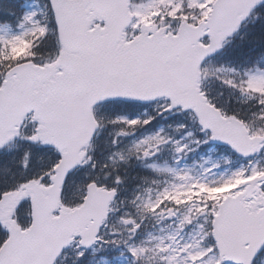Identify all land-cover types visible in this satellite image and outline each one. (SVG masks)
Listing matches in <instances>:
<instances>
[{
	"label": "snow or ice",
	"instance_id": "6c2138e0",
	"mask_svg": "<svg viewBox=\"0 0 264 264\" xmlns=\"http://www.w3.org/2000/svg\"><path fill=\"white\" fill-rule=\"evenodd\" d=\"M261 151L264 0H0V264H264Z\"/></svg>",
	"mask_w": 264,
	"mask_h": 264
},
{
	"label": "rangeland",
	"instance_id": "374dc122",
	"mask_svg": "<svg viewBox=\"0 0 264 264\" xmlns=\"http://www.w3.org/2000/svg\"><path fill=\"white\" fill-rule=\"evenodd\" d=\"M174 117H175V116H170V118H171L170 121H168V122L165 121V122L163 123L162 126H166L167 124L171 123V120H172ZM166 122H167V124L164 125ZM172 131L175 133V128H174V127H173ZM177 138H179V137H177ZM206 151H207V154H205V157L203 158V162H201L202 164H204L205 167L210 168V167L212 166V164H214V163H218V164H220V160H228V159H229V155H228V154H226V153H222V151L217 150L216 147H213V148H211V147H210V148H207ZM214 152H217L218 155L215 156V157H211V158H210V155H211L212 153H214ZM262 157H264V155L261 156V157H259L257 160H260ZM208 158H209V159H208ZM185 164H186L187 166H189L188 163H186V160H184V161L181 163V167L185 166ZM190 165H191V166H189V167H192V166L195 165V163H190ZM247 165H248V164H245V163L243 162V163L238 164V165H237L236 167H234L232 170H230V169H229V168H230V163H228L226 167L220 169L219 172H217V175H219L220 172H224L225 170H227V171H233V170H235V169H237V168H239V167H241V166H247ZM213 171H216V169H213ZM126 259H127V257H126L125 255L122 256L121 259H120V263H119V264H126Z\"/></svg>",
	"mask_w": 264,
	"mask_h": 264
},
{
	"label": "trees",
	"instance_id": "16d2710c",
	"mask_svg": "<svg viewBox=\"0 0 264 264\" xmlns=\"http://www.w3.org/2000/svg\"><path fill=\"white\" fill-rule=\"evenodd\" d=\"M249 27H250V28H254V29L256 28V26H252V25H250ZM242 32H249V29H248V28H243V29H242ZM254 34H255V31L249 33L250 36H251V35H254ZM237 40H238V37H237ZM244 46H245V47H248L249 45H247V43H245ZM221 59H228V60H231L233 66H235L236 64H239V63H240L239 58H237V57H235V56H224V55L222 54V55H221ZM247 66H251V65H250V64H249V65H241V67H247ZM216 87L218 88L219 86L216 85ZM222 91H223L224 94H226V92H227V91H230V90L227 89V88H224V89H222ZM234 96H238V93H235ZM235 101H236V99H235ZM102 133H104V132L102 131ZM104 134H105V133H104ZM102 135H103V134H102ZM105 136H106V134H105Z\"/></svg>",
	"mask_w": 264,
	"mask_h": 264
}]
</instances>
